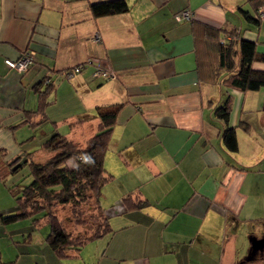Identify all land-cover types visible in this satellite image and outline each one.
Segmentation results:
<instances>
[{
  "label": "crops",
  "instance_id": "crops-1",
  "mask_svg": "<svg viewBox=\"0 0 264 264\" xmlns=\"http://www.w3.org/2000/svg\"><path fill=\"white\" fill-rule=\"evenodd\" d=\"M96 1L0 0V148L7 160L42 162L36 155H51L43 142L53 132L83 146L98 128L97 106L122 103L104 157L112 179L102 191L116 201L105 209L112 231L59 255L43 220H0V264L236 263L244 226L256 236L252 224L264 219V86L240 91L201 76L193 22L240 28L263 52L264 19L246 21L238 8L255 16L249 0H126L127 12L94 17ZM185 8L192 18L176 20ZM25 48L35 51L26 71L5 65ZM77 64L80 72L60 75ZM96 65L116 78L93 76ZM41 97L46 119L35 126ZM227 97L236 151L225 146L215 115ZM7 178H0L1 215L17 210ZM124 196L142 204L126 209Z\"/></svg>",
  "mask_w": 264,
  "mask_h": 264
},
{
  "label": "trees",
  "instance_id": "trees-1",
  "mask_svg": "<svg viewBox=\"0 0 264 264\" xmlns=\"http://www.w3.org/2000/svg\"><path fill=\"white\" fill-rule=\"evenodd\" d=\"M252 9L256 11L264 0H249ZM247 22L259 23L260 18L238 8ZM94 17L116 15L129 10L126 0H102L90 5ZM195 44L197 47V64L200 75H205L210 81L219 80L232 89L247 91L264 86V68L254 67V63H264V51L256 48L254 40L243 37L240 28L215 27L207 23L193 22ZM33 64V63H32ZM46 78V77H45ZM45 78L43 82L45 83ZM46 90L52 85L45 83ZM47 104L41 97L40 120L35 126L46 119L43 107ZM122 103L107 106H97L96 116L99 125L96 132L79 146L59 132H53L43 142L50 156L42 161L31 157H15L5 159L7 152L0 148V178L17 172L24 165L28 166L30 181L21 187H10L17 210L6 215L0 214L3 223H10L21 218H32L33 221L43 220L49 227L46 236L48 245L53 252L61 255L67 249H80L87 241L100 238L111 233L112 228L105 208L101 206L102 187L112 179V175L104 167V157L108 150L111 132L117 119ZM231 108V99L227 97L215 108L216 117L223 122L221 138L229 151L238 148L234 127L227 121ZM27 112L23 121L30 122L33 117ZM247 129V126H243ZM92 200L97 214L90 220L92 228L89 234L73 236L64 226L62 220L55 214L57 205H71L73 214L79 220L80 204ZM126 209L139 207L140 199L130 196L122 198Z\"/></svg>",
  "mask_w": 264,
  "mask_h": 264
},
{
  "label": "rangeland",
  "instance_id": "rangeland-1",
  "mask_svg": "<svg viewBox=\"0 0 264 264\" xmlns=\"http://www.w3.org/2000/svg\"><path fill=\"white\" fill-rule=\"evenodd\" d=\"M242 14H240L241 16ZM241 18H243L241 16ZM244 19V18H243ZM245 21V20H243ZM72 110V109H70ZM48 126V125H46ZM48 129V127H46ZM69 127L66 124H63L60 128V132L67 133ZM52 132H47L50 135ZM39 154V153H38ZM36 155L38 160H45L46 158L40 157V155ZM106 167V166H105ZM31 177L29 174V169L27 165L21 167L17 172L13 174H9L6 183L10 186L21 187L27 184L30 181ZM106 189L102 191L103 195L101 197V206L103 208H109L110 205H114L115 202L111 204L109 199L112 198L113 194L106 193ZM258 204L260 205V209L263 210L262 206L264 205V193L258 196ZM80 215L79 220L76 219L75 215L73 214V209L71 205H57L55 207V214L58 216L59 219L62 220V223L66 227V229L73 235V236H80L82 234H89L92 230L90 227V220L94 218L97 214V210L95 205L92 203V200H85L83 203L80 204ZM260 216L264 215V211L258 212ZM45 228L37 229V233H43ZM252 230L255 232V235H260L262 231H264V219L255 220L252 224ZM47 231V230H46ZM251 234H248L247 227L244 226L241 236L238 238L237 241V255H236V263L234 264H264V256L251 259L249 261H242L244 257L247 256L248 247H249V239L251 238ZM235 259V258H234Z\"/></svg>",
  "mask_w": 264,
  "mask_h": 264
},
{
  "label": "built area",
  "instance_id": "built-area-1",
  "mask_svg": "<svg viewBox=\"0 0 264 264\" xmlns=\"http://www.w3.org/2000/svg\"><path fill=\"white\" fill-rule=\"evenodd\" d=\"M256 16L260 19H264V5L260 6L257 9ZM174 17L176 20H179V21L188 20L192 18V11L188 8H185L177 12L174 15ZM34 58H35V51L30 48H25L20 52L17 58L15 59L5 58L4 63L9 68H13L17 70L18 72H24L32 65ZM82 67H83V64L74 65L70 68L63 69L60 72V75H62V77L64 78H70L75 73L80 72ZM93 76L101 77L107 80V79L116 78V73L100 65H96L93 70ZM44 81L45 83H48L50 82V78L46 77Z\"/></svg>",
  "mask_w": 264,
  "mask_h": 264
},
{
  "label": "flooded vegetation",
  "instance_id": "flooded-vegetation-1",
  "mask_svg": "<svg viewBox=\"0 0 264 264\" xmlns=\"http://www.w3.org/2000/svg\"><path fill=\"white\" fill-rule=\"evenodd\" d=\"M264 236V233H261L260 235H256L257 238H261ZM257 244V243H256ZM253 245H251V243H249V247H248V253H247V256L244 257L242 259V261H249L251 259H255V258H258V257H261V256H264V248L262 250H256L254 251Z\"/></svg>",
  "mask_w": 264,
  "mask_h": 264
},
{
  "label": "water",
  "instance_id": "water-1",
  "mask_svg": "<svg viewBox=\"0 0 264 264\" xmlns=\"http://www.w3.org/2000/svg\"><path fill=\"white\" fill-rule=\"evenodd\" d=\"M249 241H250L251 245H253L252 247H253L254 251L262 250L264 248V236L261 238H257L256 236H251Z\"/></svg>",
  "mask_w": 264,
  "mask_h": 264
}]
</instances>
